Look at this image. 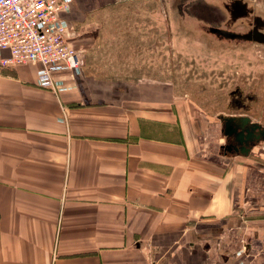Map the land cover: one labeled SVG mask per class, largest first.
Wrapping results in <instances>:
<instances>
[{"label": "crops", "instance_id": "0c3cea01", "mask_svg": "<svg viewBox=\"0 0 264 264\" xmlns=\"http://www.w3.org/2000/svg\"><path fill=\"white\" fill-rule=\"evenodd\" d=\"M115 2L61 12L88 51L61 93L40 63L0 64V264H264V140L232 152L168 81L100 74Z\"/></svg>", "mask_w": 264, "mask_h": 264}, {"label": "rangeland", "instance_id": "374dc122", "mask_svg": "<svg viewBox=\"0 0 264 264\" xmlns=\"http://www.w3.org/2000/svg\"><path fill=\"white\" fill-rule=\"evenodd\" d=\"M100 18V74L166 80L204 113L264 126V0H116Z\"/></svg>", "mask_w": 264, "mask_h": 264}, {"label": "built area", "instance_id": "2783aa9c", "mask_svg": "<svg viewBox=\"0 0 264 264\" xmlns=\"http://www.w3.org/2000/svg\"><path fill=\"white\" fill-rule=\"evenodd\" d=\"M72 1L0 0V64L40 63L38 84L55 94L65 90L54 73L62 69L80 73L86 62V50L71 46L69 22L60 15Z\"/></svg>", "mask_w": 264, "mask_h": 264}, {"label": "water", "instance_id": "95a60500", "mask_svg": "<svg viewBox=\"0 0 264 264\" xmlns=\"http://www.w3.org/2000/svg\"><path fill=\"white\" fill-rule=\"evenodd\" d=\"M220 118L224 121L223 128L224 134L226 136H230L233 133H236L237 135H244L252 132L248 127V125L250 124L249 122L251 121V118L248 116L222 115L220 116ZM239 142L241 145L240 153L249 155L251 153L253 145H250L249 141L247 142V144H245V141H243L242 139H239Z\"/></svg>", "mask_w": 264, "mask_h": 264}, {"label": "flooded vegetation", "instance_id": "af4514ba", "mask_svg": "<svg viewBox=\"0 0 264 264\" xmlns=\"http://www.w3.org/2000/svg\"><path fill=\"white\" fill-rule=\"evenodd\" d=\"M248 125L249 129L252 131L249 134H232L230 136H226L228 138V142L226 143V148L232 152H240L241 145L239 139L245 141V144L249 141L250 145H255L264 140V126L259 122L250 121Z\"/></svg>", "mask_w": 264, "mask_h": 264}]
</instances>
